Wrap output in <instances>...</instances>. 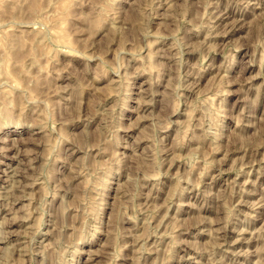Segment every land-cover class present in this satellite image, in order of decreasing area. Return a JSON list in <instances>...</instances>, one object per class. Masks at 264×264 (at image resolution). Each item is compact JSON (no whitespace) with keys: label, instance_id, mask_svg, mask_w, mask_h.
<instances>
[{"label":"rangeland","instance_id":"obj_1","mask_svg":"<svg viewBox=\"0 0 264 264\" xmlns=\"http://www.w3.org/2000/svg\"><path fill=\"white\" fill-rule=\"evenodd\" d=\"M0 264H264V0H0Z\"/></svg>","mask_w":264,"mask_h":264},{"label":"bare ground","instance_id":"obj_2","mask_svg":"<svg viewBox=\"0 0 264 264\" xmlns=\"http://www.w3.org/2000/svg\"><path fill=\"white\" fill-rule=\"evenodd\" d=\"M5 82V81H4ZM9 252V251H8ZM5 256V255H4Z\"/></svg>","mask_w":264,"mask_h":264}]
</instances>
